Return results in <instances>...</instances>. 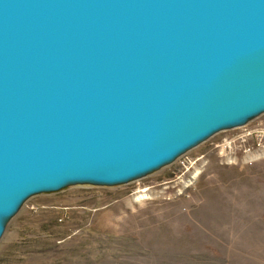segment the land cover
Listing matches in <instances>:
<instances>
[{
    "label": "water",
    "instance_id": "95a60500",
    "mask_svg": "<svg viewBox=\"0 0 264 264\" xmlns=\"http://www.w3.org/2000/svg\"><path fill=\"white\" fill-rule=\"evenodd\" d=\"M264 112V0H0V236L28 197L126 181Z\"/></svg>",
    "mask_w": 264,
    "mask_h": 264
},
{
    "label": "rangeland",
    "instance_id": "374dc122",
    "mask_svg": "<svg viewBox=\"0 0 264 264\" xmlns=\"http://www.w3.org/2000/svg\"><path fill=\"white\" fill-rule=\"evenodd\" d=\"M0 264H264V112L126 181L32 194Z\"/></svg>",
    "mask_w": 264,
    "mask_h": 264
},
{
    "label": "bare ground",
    "instance_id": "6f19581e",
    "mask_svg": "<svg viewBox=\"0 0 264 264\" xmlns=\"http://www.w3.org/2000/svg\"><path fill=\"white\" fill-rule=\"evenodd\" d=\"M144 196V194H141V195H139L138 197H143Z\"/></svg>",
    "mask_w": 264,
    "mask_h": 264
}]
</instances>
